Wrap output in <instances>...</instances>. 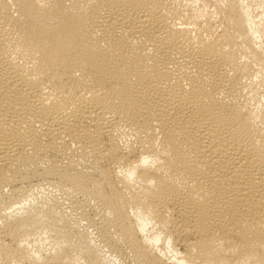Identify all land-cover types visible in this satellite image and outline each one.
<instances>
[{
    "label": "bare ground",
    "instance_id": "1",
    "mask_svg": "<svg viewBox=\"0 0 264 264\" xmlns=\"http://www.w3.org/2000/svg\"><path fill=\"white\" fill-rule=\"evenodd\" d=\"M0 264H264V0H0Z\"/></svg>",
    "mask_w": 264,
    "mask_h": 264
}]
</instances>
